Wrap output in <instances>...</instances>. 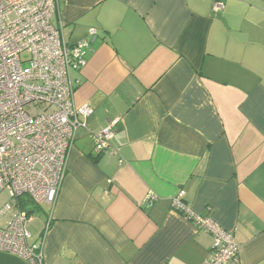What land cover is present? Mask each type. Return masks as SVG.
<instances>
[{"label": "crops", "instance_id": "obj_1", "mask_svg": "<svg viewBox=\"0 0 264 264\" xmlns=\"http://www.w3.org/2000/svg\"><path fill=\"white\" fill-rule=\"evenodd\" d=\"M215 1L56 0L69 44L96 37L71 74L74 105L92 113L29 231L43 264H201L212 237L175 210L179 191L232 233L237 264H264V0ZM114 120L97 155L92 135Z\"/></svg>", "mask_w": 264, "mask_h": 264}, {"label": "built area", "instance_id": "obj_2", "mask_svg": "<svg viewBox=\"0 0 264 264\" xmlns=\"http://www.w3.org/2000/svg\"><path fill=\"white\" fill-rule=\"evenodd\" d=\"M223 8L213 3L215 11ZM55 10L56 0H0V192L9 193L0 207V252L29 264H43V251L42 241H30L27 204L55 202L76 131L92 113L74 105L71 74L86 65L96 30L69 44L52 23ZM115 122L92 135L97 155L110 148ZM183 194L174 197L175 210L212 237L211 254L201 264H237L232 233L189 211ZM155 198L149 194L145 201Z\"/></svg>", "mask_w": 264, "mask_h": 264}, {"label": "rangeland", "instance_id": "obj_3", "mask_svg": "<svg viewBox=\"0 0 264 264\" xmlns=\"http://www.w3.org/2000/svg\"><path fill=\"white\" fill-rule=\"evenodd\" d=\"M25 54L26 53H22V57ZM23 198L26 199L25 196ZM8 200H9L8 191L7 190L1 191L0 192V207L4 206V204H6ZM27 209L31 211L30 216H29L30 220L26 224L28 231H31V233L32 231L33 232L41 231L42 212L39 209L33 208V206L30 203L27 204Z\"/></svg>", "mask_w": 264, "mask_h": 264}, {"label": "trees", "instance_id": "obj_4", "mask_svg": "<svg viewBox=\"0 0 264 264\" xmlns=\"http://www.w3.org/2000/svg\"><path fill=\"white\" fill-rule=\"evenodd\" d=\"M33 208H35V207H33ZM28 212L30 213L31 211H30V210H28Z\"/></svg>", "mask_w": 264, "mask_h": 264}]
</instances>
